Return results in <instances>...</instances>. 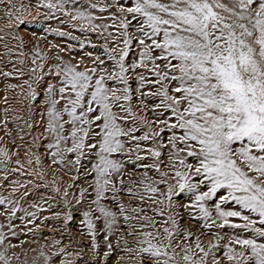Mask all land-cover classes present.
Wrapping results in <instances>:
<instances>
[{
	"label": "snow or ice",
	"instance_id": "6c2138e0",
	"mask_svg": "<svg viewBox=\"0 0 264 264\" xmlns=\"http://www.w3.org/2000/svg\"><path fill=\"white\" fill-rule=\"evenodd\" d=\"M0 85V264H264V0H0Z\"/></svg>",
	"mask_w": 264,
	"mask_h": 264
},
{
	"label": "rangeland",
	"instance_id": "374dc122",
	"mask_svg": "<svg viewBox=\"0 0 264 264\" xmlns=\"http://www.w3.org/2000/svg\"><path fill=\"white\" fill-rule=\"evenodd\" d=\"M0 87H2V85H0ZM17 223H19V222L17 221ZM45 231L47 232L48 230H47V229H45Z\"/></svg>",
	"mask_w": 264,
	"mask_h": 264
}]
</instances>
